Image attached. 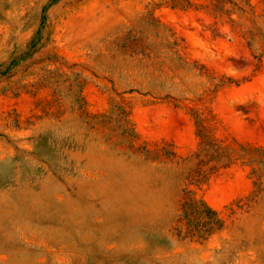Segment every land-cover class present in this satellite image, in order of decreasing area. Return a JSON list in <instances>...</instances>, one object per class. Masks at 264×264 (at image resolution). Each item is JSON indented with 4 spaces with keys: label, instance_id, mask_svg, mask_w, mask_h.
<instances>
[{
    "label": "rangeland",
    "instance_id": "obj_1",
    "mask_svg": "<svg viewBox=\"0 0 264 264\" xmlns=\"http://www.w3.org/2000/svg\"><path fill=\"white\" fill-rule=\"evenodd\" d=\"M0 264H264V0H0Z\"/></svg>",
    "mask_w": 264,
    "mask_h": 264
}]
</instances>
